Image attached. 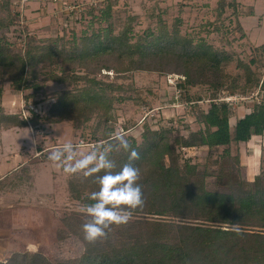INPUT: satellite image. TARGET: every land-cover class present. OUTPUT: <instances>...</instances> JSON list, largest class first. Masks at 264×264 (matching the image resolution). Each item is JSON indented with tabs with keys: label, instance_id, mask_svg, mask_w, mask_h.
Instances as JSON below:
<instances>
[{
	"label": "trees",
	"instance_id": "obj_1",
	"mask_svg": "<svg viewBox=\"0 0 264 264\" xmlns=\"http://www.w3.org/2000/svg\"><path fill=\"white\" fill-rule=\"evenodd\" d=\"M19 1L0 0V79L10 81L15 92H22L36 106L47 97L37 96L46 81L73 86L57 91L46 110L25 118L2 107L5 88L0 84V129L24 127L30 120L34 124L71 120L80 129L94 118L97 127L113 119L116 126L112 110L117 105L125 109L132 101L150 110L160 97L152 89L144 91L118 79L135 70L179 74L174 86L182 100L191 102V113L203 126L187 132L175 125L154 127L147 115L140 138L127 133L139 153L134 163L142 172L145 201L133 211L134 217L127 224L112 225L107 238L89 243L82 231L86 215L61 211L64 226L57 229V237L77 235L83 244L80 255L52 260L42 251L17 250L0 264H264V165L251 179L240 151H232L233 143L264 136V42L253 45L252 56L246 60L232 47L183 33L182 17L169 24L163 11L154 12L156 26H149L134 40L130 21L119 32L113 31L112 8L118 0L95 4L78 0L75 14L88 10L95 15L99 10V18L108 20V26L84 30L80 36L72 29L69 37L65 31L45 41L36 28L30 29ZM228 8H233L235 29L245 35L240 18L255 14V4L218 0L216 18L205 25L226 38L232 31L224 29ZM11 30L17 33L14 37ZM234 62L242 73L229 70ZM197 85L206 86V91L191 94L190 87ZM255 88L259 91L251 98V109L242 116H236L233 104L219 100L224 94H249ZM120 125L130 126L128 122ZM102 139L106 142L109 136ZM200 146L222 147V151L204 165L192 155H182L183 149ZM112 158L118 171L128 162V153L121 150ZM68 187L71 196L86 205L93 203L89 197L99 189L95 177L83 174L71 177ZM236 227L239 234L233 230Z\"/></svg>",
	"mask_w": 264,
	"mask_h": 264
},
{
	"label": "rangeland",
	"instance_id": "obj_2",
	"mask_svg": "<svg viewBox=\"0 0 264 264\" xmlns=\"http://www.w3.org/2000/svg\"><path fill=\"white\" fill-rule=\"evenodd\" d=\"M78 0H20L19 8L23 11L25 18L29 23L30 29L38 30V35L49 41L54 39L56 35L65 34L67 37L72 35V29L76 31L77 36L83 34L84 30L92 31L99 27H106L109 21L99 18L100 11L97 10L95 15L87 11L75 14V11H70L66 3H74ZM80 1V0H79ZM86 3L95 4L100 0H81ZM218 0H118L112 8L114 19V32H119L127 21L131 22V34L136 37L143 33L149 26L154 27L158 22V16L153 13L163 11L164 19L171 24L176 17H182L181 31L193 35L197 40L200 36L206 37L209 41L218 46L234 48L240 57L249 60L252 56V46L264 42V0H239L245 5L255 4L256 10L253 15H242L241 22L245 27L246 34L235 29V15L232 14L233 8H228L225 13L230 15L225 21L224 29H232L227 33L226 38H223L220 33L215 30H209L205 25L207 20H214L217 15ZM23 5V8H22ZM74 26L73 28H71ZM13 30L10 31V36H15ZM66 37V36H65ZM228 39V40H227ZM229 70L233 74L243 72L237 67L236 63L229 66ZM113 73V70H104ZM84 72L83 70L79 71ZM101 73L98 77H101ZM172 74H162L158 71L135 70L126 74L125 77H119L120 81L133 82L137 86L148 91L152 89L155 93H159L160 97L155 100L154 109L147 110L143 105L134 104L129 101L124 106H116L112 113L118 123L115 126L114 119L104 122L97 127L98 119L94 118L84 127L75 129L71 120L61 122L47 123L39 122L34 124L31 122L27 126H17L5 132L0 130V137L5 133H9L14 138L13 144H7L5 140H0V153L4 152L9 156L17 148L19 152L26 149L32 156L38 157L33 166L21 168L15 173L11 184L15 188H19L21 194L17 198L26 209L29 207L28 214L32 219L42 221L46 219L48 226L44 229V234L33 233L35 238H41L36 248L38 251L44 252L50 259L59 260L66 257H74L80 255L83 251V244L79 237L75 234H70L67 238L61 240L57 237V229L63 227V223L59 218L61 211H81L85 206L80 199L71 196L68 182L75 174H68L64 171L63 166L49 159L50 152L61 146L63 143L71 141L73 144H83V151L89 150L95 141L94 135L99 137L95 141V145L103 143L102 138L110 136L116 130L130 133L137 138L141 137L143 131V121L147 117H151V122L154 127L175 125L187 132L189 129H197L203 126V123L198 121L191 113L190 105L186 100L181 99V91L177 92L174 86L176 76ZM0 84L5 88V92L1 99V105L5 111L9 113H21L20 102L25 100L22 92H15L11 87L10 81L0 79ZM71 82H59L56 80H48L45 82L43 89L38 93V97H45L39 103L37 108L44 111L49 104L54 100L55 94L61 89L71 88ZM179 88V87H178ZM255 88L253 91H255ZM191 94H200L206 91V86L197 85L191 86L189 89ZM177 94V97L175 98ZM247 94V93H246ZM251 94V93H250ZM151 96V95H150ZM151 97H154L152 95ZM155 99V98H154ZM166 101V102H165ZM240 103V102H239ZM253 100L250 98L243 104L235 105L236 116H242L246 111L251 109ZM31 114L28 117H32ZM155 120H157L155 122ZM129 123L128 129H123L120 124ZM115 128L112 129V126ZM234 125H232L233 129ZM12 133V134H10ZM95 133V134H94ZM27 144H31L28 146ZM24 148V149H23ZM222 151L221 148H209L208 146H200L194 148H185L182 150V155H192V159L201 164L210 163L212 158H215ZM232 151H240L241 160L246 165L247 175L253 178L264 165V136H255L248 142H240L232 144ZM35 154V155H34ZM32 162V163H34ZM76 174H83L82 172ZM211 179V177H209ZM14 180V181H13ZM10 184V183H9ZM26 212V211H25ZM24 214V213H23ZM134 213L132 218L134 217ZM39 231V230H37ZM25 251V250H24ZM29 253L33 251L26 250Z\"/></svg>",
	"mask_w": 264,
	"mask_h": 264
},
{
	"label": "clouds",
	"instance_id": "obj_3",
	"mask_svg": "<svg viewBox=\"0 0 264 264\" xmlns=\"http://www.w3.org/2000/svg\"><path fill=\"white\" fill-rule=\"evenodd\" d=\"M83 148V144L75 145L68 141L53 149L49 159L63 166L68 174L82 172L86 178L95 177L99 189L89 197L93 203L81 209L87 217L82 225L84 239L95 243L98 239L107 238L112 225L127 224L133 211L143 207L142 172L134 163L139 159V153L122 130L114 131L108 141L87 151ZM121 150L128 153V162L115 171L117 165L112 155ZM233 230L237 234L241 231L238 227ZM28 249L37 250L34 244H29Z\"/></svg>",
	"mask_w": 264,
	"mask_h": 264
},
{
	"label": "crops",
	"instance_id": "obj_4",
	"mask_svg": "<svg viewBox=\"0 0 264 264\" xmlns=\"http://www.w3.org/2000/svg\"><path fill=\"white\" fill-rule=\"evenodd\" d=\"M15 127L17 126L0 130L7 132ZM7 134L9 133L0 137V140L3 139L7 144H13L14 138L10 139V135ZM27 145L31 146V144ZM37 158L26 149L19 152L16 148L9 156L4 152L0 153V260L7 258L13 251L29 250V244L37 246L43 242L42 237L37 239L33 233H40V236L44 234V229L48 226L46 219L40 222L30 217L29 207L26 209L23 205L24 201L20 203L17 200L20 196L16 194H21V192L19 188L13 187L12 178H10L21 168L33 166Z\"/></svg>",
	"mask_w": 264,
	"mask_h": 264
},
{
	"label": "built area",
	"instance_id": "obj_5",
	"mask_svg": "<svg viewBox=\"0 0 264 264\" xmlns=\"http://www.w3.org/2000/svg\"><path fill=\"white\" fill-rule=\"evenodd\" d=\"M18 1V0H16ZM67 5H65L67 8H70V11H74L75 9H77V4L74 2V3H66ZM22 8H23V5H22ZM170 76H176V78H178V76H180L179 74H172ZM177 82V80H176ZM176 84V83H175ZM180 90V89H179ZM178 90V92H179ZM259 91V88L255 91H252L251 94H244V93H231V94H224L223 96H221L219 98V100H226L228 102H230L231 104H233L234 106L237 105L240 101H243V100H247V99H250L252 98V96L256 95ZM177 97V94L175 96V98ZM191 102H188L187 101V104L190 105ZM20 106H21V111L25 114V118H30L28 117L29 114H34L35 111H38L39 109L37 108V106L32 103V102H27L26 100L24 101H21L20 102ZM149 113L146 114V116L148 115ZM33 116V115H32ZM95 142V141H94ZM93 142V146L95 145V143Z\"/></svg>",
	"mask_w": 264,
	"mask_h": 264
}]
</instances>
